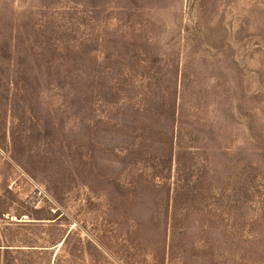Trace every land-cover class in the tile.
I'll list each match as a JSON object with an SVG mask.
<instances>
[{"label": "rangeland", "instance_id": "rangeland-1", "mask_svg": "<svg viewBox=\"0 0 264 264\" xmlns=\"http://www.w3.org/2000/svg\"><path fill=\"white\" fill-rule=\"evenodd\" d=\"M0 264H264V0H0Z\"/></svg>", "mask_w": 264, "mask_h": 264}]
</instances>
